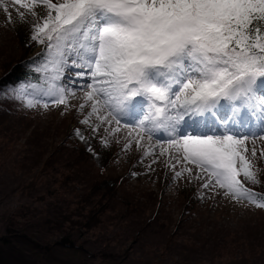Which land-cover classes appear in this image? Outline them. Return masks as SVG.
<instances>
[{
  "label": "rangeland",
  "instance_id": "obj_1",
  "mask_svg": "<svg viewBox=\"0 0 264 264\" xmlns=\"http://www.w3.org/2000/svg\"><path fill=\"white\" fill-rule=\"evenodd\" d=\"M3 4L8 12L0 6V83L22 63L40 62L47 43L31 39L32 26L46 9L35 8L33 16L12 0ZM72 79L75 94L65 104L39 96L32 107L27 98L34 83L0 85V238L10 215L21 224H36L29 232L36 241L54 244L66 236L67 225L43 233L38 222L66 205L94 211L99 224L72 233L76 248L83 245L86 251L60 248L52 260L37 263L38 256L3 249V264H264V208L237 202L219 187H202L205 175L178 163L174 149L176 159L161 155L162 141L154 135L138 147L123 123L115 132L114 123H101L96 116L83 123L91 112L84 100L91 80ZM150 147L152 154L146 155ZM247 148L258 183L240 179L264 196V140L248 141ZM176 172L183 175L177 178ZM103 250L112 259L101 257Z\"/></svg>",
  "mask_w": 264,
  "mask_h": 264
},
{
  "label": "snow or ice",
  "instance_id": "obj_2",
  "mask_svg": "<svg viewBox=\"0 0 264 264\" xmlns=\"http://www.w3.org/2000/svg\"><path fill=\"white\" fill-rule=\"evenodd\" d=\"M12 3L33 16L37 7L47 10L32 26L31 39L47 43L42 62L28 65L42 80L32 85L29 107L39 103V96L65 104L75 94L72 77L87 76L91 83L84 100L91 112L83 123L96 116L101 123H114V132L122 123L131 125L128 136L138 147L145 136L151 141L158 133L160 154L176 159L174 149L178 163L205 175L202 187H219L237 202L264 208V196L240 179L258 183L246 156L247 142L264 140V0ZM0 6L8 12L3 0ZM257 108L258 122L251 118ZM145 154H152L151 147ZM181 175L176 172L177 178Z\"/></svg>",
  "mask_w": 264,
  "mask_h": 264
},
{
  "label": "trees",
  "instance_id": "obj_3",
  "mask_svg": "<svg viewBox=\"0 0 264 264\" xmlns=\"http://www.w3.org/2000/svg\"><path fill=\"white\" fill-rule=\"evenodd\" d=\"M25 67L26 66L25 64L23 65V63L22 65L17 66L15 70L10 72L8 76L3 78L0 85L2 86L9 83L15 84L22 79H30L34 82L39 83V81L36 79V77H38L36 73L32 70H23ZM20 68H22V70ZM31 184H33L32 186L36 185V183L34 184L33 182ZM82 201L83 199H80V204ZM58 209L59 210H57L56 212H52V217H49V219L44 221V223H42L43 220L39 221L38 225L44 228L43 233H45V230H47V228H49L50 231L54 229L58 232L63 231L65 229V226L67 225L66 227L69 228L67 231L70 230V233L65 231L64 233H66V236H62L54 244L44 243V241V244H41L40 242L36 241L29 233L31 230L33 231L35 229V227L37 226L36 224H21L20 222L14 220L15 217L9 215V217L5 218L6 235L0 238V251L3 249H11V251H14L21 256H23V254L38 256L39 259L36 258L37 263L45 262L48 259L52 260L56 256V249L60 250V248H62L63 250L73 249L86 251L83 245H79L80 247L76 248L77 242L75 241L76 239L72 237V233L76 230L91 229L95 227L97 224H99V217H97V215L93 213L94 211H88L83 205H78L73 209L70 208L69 205H66L65 207H59ZM104 251L106 250L100 252L101 257H103L104 259H112V256L106 257L107 252ZM95 256L96 255H92L91 258ZM39 260L43 261L40 262ZM0 264H3L1 259Z\"/></svg>",
  "mask_w": 264,
  "mask_h": 264
},
{
  "label": "bare ground",
  "instance_id": "obj_4",
  "mask_svg": "<svg viewBox=\"0 0 264 264\" xmlns=\"http://www.w3.org/2000/svg\"><path fill=\"white\" fill-rule=\"evenodd\" d=\"M4 1H8V0H4Z\"/></svg>",
  "mask_w": 264,
  "mask_h": 264
}]
</instances>
